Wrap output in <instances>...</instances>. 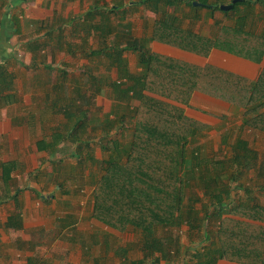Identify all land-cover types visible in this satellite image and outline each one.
I'll use <instances>...</instances> for the list:
<instances>
[{
    "label": "trees",
    "instance_id": "16d2710c",
    "mask_svg": "<svg viewBox=\"0 0 264 264\" xmlns=\"http://www.w3.org/2000/svg\"><path fill=\"white\" fill-rule=\"evenodd\" d=\"M180 1H137L159 16L149 36L137 38L131 32V24L124 30L111 22L93 23L85 28L101 30L100 36L105 41L117 32L111 42H102L99 49L91 50L93 56L99 57L90 59L95 70L114 66L120 75L119 79L109 81L115 103L104 121L94 123L91 118L93 106L87 97L88 92L92 96L101 92L104 78L95 75L98 71L94 73L91 67L87 78L85 74L69 78L66 67L46 62L44 67L49 76L58 74V80L52 83L59 87L53 99L55 111L64 113L67 118L52 133L53 146L65 143V150L72 148V152L61 156L56 169L71 178L76 174L81 176L90 163L97 165L100 173L96 176L93 172L89 178L94 186L93 217L121 231L130 228L142 254L139 259L129 260L128 248L121 247L115 253L122 257L121 264H161L163 261L219 264L220 260L264 264V203L259 195L264 193V182L256 187L252 179L249 184L246 181L252 170H257V176L264 181V166L258 164L259 153L248 139L238 136L226 157L219 159L202 154L191 144L199 139V133L204 136L209 126L188 116L184 107L168 101L188 105L200 94L210 102L218 100L230 107H240L243 109V127L264 133V66L253 79L214 64L198 65L157 53L150 45L156 40L205 57L217 47L261 62L264 30L253 28L258 18L252 10L261 0H239L229 10H223L218 3L205 5L210 8L207 16L214 17L216 12H222L235 22L231 28L222 25L220 30L210 34L172 23L171 20L179 19ZM194 1L186 0V5L192 10H201ZM243 4L245 8H241ZM112 11H108L109 20ZM6 20L7 16L0 20V40L20 32L12 24L10 34V28L4 26ZM11 20L17 23L15 18ZM215 24L220 21L216 19ZM56 36L52 29L45 38L31 39L26 46L35 54L54 47L51 50L55 54L62 48V39L57 40ZM83 42L87 43L85 39ZM8 47L6 42L4 49ZM126 52L138 55L139 72L130 71L124 56ZM84 55L88 56L89 52ZM43 57L47 56L44 54ZM10 58V55H4L0 62L2 105L16 99L10 92L15 83V74L9 70ZM67 80L72 83L74 98L71 93L68 97L64 92ZM51 81L48 79L49 83ZM88 82L97 88L87 87ZM70 98L72 101L65 102ZM110 115L115 116L111 118ZM127 131H132L131 138L125 140ZM97 145L104 153L100 160L95 155ZM71 157L76 159L74 165L68 160ZM0 166L3 170L0 180L8 188L9 175L16 164L1 161ZM68 178L57 180L63 194L71 192L73 183L68 184ZM18 192L19 188L11 196L14 200ZM183 225H187L190 232L199 234V246L183 245L175 233Z\"/></svg>",
    "mask_w": 264,
    "mask_h": 264
},
{
    "label": "crops",
    "instance_id": "0c3cea01",
    "mask_svg": "<svg viewBox=\"0 0 264 264\" xmlns=\"http://www.w3.org/2000/svg\"><path fill=\"white\" fill-rule=\"evenodd\" d=\"M137 1L139 0H0V12L2 13L0 20H3L4 16H7L4 26L10 28L13 24L14 28L17 27L20 29L19 33L11 35L9 39L1 37L0 62L4 55L5 57L10 55L11 58L8 62L10 71L15 74L12 68L13 60L17 61L15 63L27 67L30 71L27 70L29 72V74H26L27 82L22 85L18 84L20 77H15V83H13L14 89L10 90V92L16 96V99H13L8 104L5 103V105L0 104V162L13 161L16 164V168L11 169L9 175L10 184L7 185L8 188L0 180V264H57L58 262L61 263V258L63 257L70 259L71 255L68 253L64 254L66 256L56 253L58 259L49 258L50 262L45 261V255L47 254L45 247L48 236L49 238L55 235L56 237L64 236L65 239L62 241L67 240L65 242H71L70 244H74L75 246L79 243L83 247V250H85L86 242L82 238L78 239L74 236L77 233L75 227L78 224V217L74 216L73 212L70 211H66L67 216L61 215L60 211H58L59 214L56 212L58 203L73 201L75 197L72 194H77L78 192L77 188H71L70 193L63 194L57 185V180L62 181L65 177L68 178V175H65L66 172L60 174V170L56 169L59 165L57 163L62 158L61 156L72 152V148L70 147H66V150L64 149L65 143H60L58 147L53 146L52 133L58 130L60 125L64 124L67 119L64 113L55 111V105L53 104V99L56 97L55 92L59 87L56 88V84L47 83L46 81L42 82L41 80L35 83L33 81L35 77L30 73L35 70L37 72L44 70L42 75L46 74L45 71L47 69L44 67L46 62H53L52 64L66 67L69 71V78L73 77V75L77 76L76 74L79 72V68L75 69L72 67L66 58L69 57L71 59H84L86 61V64H84L86 69L82 70V73L85 71V76L88 75V69L92 65V60L90 59L99 58L93 56L94 54H91V50L99 49L100 45H103L102 42H111L117 33L111 34L110 38H106L107 40L105 41L100 36L102 34L101 30H85V28L90 27L93 23L99 25V23L106 22L108 24L111 22L113 25L121 26V30H124L127 24H131V32L137 38L151 35L159 20V16L153 10L139 4ZM230 1L233 0H195L194 2H198L199 4H194L201 6V11L205 15L210 9L205 5L218 3L221 6L222 4H231L232 2L229 3ZM178 3L180 4L181 10L187 9L186 0H181ZM255 5L264 6V0L256 2ZM245 7V4L241 6V8ZM137 8L140 10L146 9L148 18H139V25L134 26V22H132L131 18H126L125 13L131 11V9L134 11ZM109 10L114 11H112L110 20L108 18ZM90 11L92 15L88 16ZM259 16L257 15V21L260 20ZM11 18H15L17 23H13ZM26 28L37 29L35 31L36 35L33 36L34 38L32 40L35 38H45L46 34L53 29L54 35H57V40L62 39L61 50L57 49L59 52L55 54L52 51L49 57L44 58L43 56L44 54L46 55L49 48L47 50L45 48L41 49L35 54L26 46V43L31 38L23 40L24 42L21 44L26 46L27 57L31 59L29 64H27L23 58L17 57L18 54L14 49L18 42L15 43L13 41V38L21 35ZM135 28L141 31L137 33L135 32ZM262 30L264 29L260 31ZM8 32L11 34V28ZM83 39L87 43L83 42ZM93 39L96 40V43H94ZM6 42L9 44V47L5 50L4 44ZM54 45H56L55 42ZM150 45L153 51L157 53L198 65H205L207 63L214 64L253 79L259 76L263 68L259 66V62L217 47H214L209 56L205 57L156 40L152 41ZM86 52H89L88 56L84 55ZM129 53L134 54V57L138 60V68L128 57ZM124 56L128 60L131 72L137 73L141 70L139 58L136 53L126 52ZM56 58H58V61H55ZM100 58L104 57L101 56ZM34 67H37V69H34ZM108 67L102 66L100 70L93 68L94 73L98 71L95 75L100 74L104 78L102 82L104 84L99 94L92 96L90 92L87 93V97L90 99L93 108L94 106H98L99 109H103L104 107L101 114L111 112L115 100L113 99V88H111L109 81L119 79L120 76L117 67L111 66L112 71H108L110 69ZM49 74L48 72V76ZM120 80H123V78H120ZM64 83V91L70 97V93L73 90L72 83L69 80ZM36 84H38V90L41 89V93L34 103L38 104V100L41 103L32 108V105H34L31 101L32 98H24L20 91L22 90L21 86L33 89ZM87 87L97 88L96 86L93 87L91 82H88ZM66 89L70 91L67 92ZM49 94L52 95L48 99ZM72 96H74L73 93H71V98H74ZM155 96L162 98L158 95ZM71 98L66 99L65 102L72 101ZM97 99L98 103L96 102ZM194 100L201 101V95L198 94L193 98L190 104ZM0 103H2L1 99ZM215 103L221 104V102L217 101ZM221 105L227 107L225 104ZM92 115L91 118H93ZM110 116L113 118L115 115ZM88 129L92 131L91 127ZM97 149H99L98 151L100 153L98 156ZM95 155L99 160L103 158L99 145L95 149ZM68 160L73 164L76 159L71 157ZM94 168H97V165L94 164ZM1 169L0 166V177L3 173ZM92 173L88 168L83 172L87 178H90ZM76 178L77 176L74 175L68 178L66 182L68 184L73 183L74 185L76 183L73 180ZM18 188L19 192L17 193L16 200H14L11 196L16 193ZM79 202L83 203V199ZM92 218L99 222L94 217ZM11 219L18 220L11 223ZM48 223H52V225L49 226ZM105 243H107L106 246L108 248V241L105 240ZM57 260L58 262H56Z\"/></svg>",
    "mask_w": 264,
    "mask_h": 264
},
{
    "label": "rangeland",
    "instance_id": "374dc122",
    "mask_svg": "<svg viewBox=\"0 0 264 264\" xmlns=\"http://www.w3.org/2000/svg\"><path fill=\"white\" fill-rule=\"evenodd\" d=\"M189 8V10H188ZM255 14L259 16V21H257V24L253 26L256 30H261L264 27V6L254 5L252 9ZM176 11V10H175ZM174 12V11H173ZM177 16L179 19L171 20L172 23L179 25L183 28H193V30H196L197 32L203 33V34H210L217 30H220L222 25L228 26L231 28V26L234 25L233 19H230L225 16L222 12H216V15L214 17H209L206 14L203 15V12L201 10H192L189 6H187V9L179 10L177 12ZM126 18H131L132 22H134V26H138L139 18L145 19L147 16L146 9H134V11L131 9V11L125 13ZM198 16V17H197ZM218 19L220 21V24H215V20ZM261 19H263L261 21ZM136 30V31H135ZM135 32H139L141 30H137L135 28ZM35 31L37 29L32 28H26L24 32L21 33V35H18L17 37H14L13 41L17 43L15 46V52L18 54L17 57L23 58L24 61L29 64V61L31 60L29 57H27V48L26 46L22 45L23 40H26L28 38H34ZM16 38V39H15ZM94 40V43H96V40ZM54 49V47H52ZM52 48H49V51L46 52V56L49 57L52 52ZM25 52V53H24ZM59 52V51H55ZM128 57L130 60L136 64V67L138 68V60L134 57V54H128ZM69 60V63L74 67L75 69L79 68V72L76 74L78 77H81L84 73H82V70H85L86 61L84 59H71L69 57H66ZM65 58V59H66ZM241 58V57H240ZM263 60L259 62V66L261 68L264 66V55ZM55 61H58V58H56ZM16 60H13L12 68L15 72V77L19 78L20 85L27 82V73L29 74V70L27 67L22 66L21 64L15 63ZM256 62V61H255ZM83 64V65H81ZM134 65V64H132ZM91 67H95L94 63H92ZM27 68V69H26ZM29 72H28V71ZM108 71H112L111 68ZM35 72V73H34ZM34 72H31L30 74L35 77V80L33 81L36 83L37 81H46L48 82V79H51V84L58 80V74L53 73V75L48 76V71H45L46 74L42 75V72H37L35 70ZM112 74V73H111ZM74 76V75H73ZM88 76L86 75L85 78ZM35 88H26L21 86V95L26 99L32 98V103L36 102V100L39 97V94L41 93V89L38 90V84L34 86ZM70 89V88H69ZM69 89H66L67 92L70 91ZM65 92V91H64ZM41 97V96H40ZM164 99V98H161ZM100 100H102L100 98ZM171 103L176 104V102L172 100H168ZM98 103V99L96 100ZM95 102V103H96ZM217 102H221L218 101ZM41 103L38 100V104ZM96 103V105H97ZM37 103H34L32 105L34 108L38 105ZM185 109V113L195 118L199 122H203L204 124H207L209 128L204 131L205 135L201 136L199 133L197 137L199 138L196 142L192 143V147H198L200 152L204 155H207L211 158H224L227 155L231 153V144L236 140L238 136H242L249 140L251 147L257 150L259 153V159L258 164L259 166H264V133L259 130L249 129L243 127V109L240 107H230L227 108L226 106L221 105L220 103L210 102L208 99L201 98V101H192L191 104L188 105H181ZM113 108V107H112ZM104 109V107H103ZM103 109H99L98 106H94L93 108V119L95 122H100L106 120L105 113L101 114L103 112ZM105 112V111H104ZM102 115V116H101ZM132 131H127L125 135V140L131 138ZM99 149H97V156L100 155ZM104 157V153L101 155ZM89 170L90 172H95L96 176L100 172H98V168H94V164H89ZM94 168V169H93ZM77 178L73 180L76 184L73 185V189L77 188L78 192L77 194H72V196L75 197L73 201L71 202H60L57 204V211L61 212V215L67 216L66 211L73 212L74 216L78 217V224L76 225V236L78 239H83L86 242V248L83 250V247L81 244L78 243L77 246L74 244H70L71 242H65L64 236H49L47 237V245H46V252L45 255V261H49L50 259H58L56 257V253L66 256L64 254L68 253L71 255L70 259H65L66 257L61 258V263L58 262L57 264H121L123 261L122 257L115 254L116 250L121 247H127L129 250L128 256L129 260H135L141 258L142 254L140 250L138 249L139 243L137 241V237L135 233L129 228L126 231H121L118 229H115L113 227H110L109 225L94 220L93 213V190L94 186L90 182V179L87 178L84 174L82 176H79V174H76ZM252 179V183L255 186L258 187L260 183L264 182L263 179L257 176V170H252L246 179L248 184L250 183ZM202 192L200 191V194ZM62 194V193H61ZM60 195V194H59ZM202 195V194H201ZM260 199L264 203V193L259 194ZM61 196V195H60ZM83 199V203H80L79 201ZM59 214V212H58ZM48 225H52V223H48ZM175 233L177 237L180 239V241L185 246H192V248H195L199 246L200 243V236L197 234V232L192 233L189 230V227L187 225H183L181 228L176 229ZM105 240L108 241V248L107 243H105ZM50 245V246H49ZM53 246V247H52ZM78 247V248H77ZM82 247V249H81ZM186 249V248H185ZM54 256H53V255ZM52 255V256H51ZM189 255V254H188ZM190 256V255H189ZM50 258V259H49ZM130 264V263H129ZM161 264H172L167 263L166 261H163ZM219 264H240L228 260H220Z\"/></svg>",
    "mask_w": 264,
    "mask_h": 264
},
{
    "label": "water",
    "instance_id": "95a60500",
    "mask_svg": "<svg viewBox=\"0 0 264 264\" xmlns=\"http://www.w3.org/2000/svg\"><path fill=\"white\" fill-rule=\"evenodd\" d=\"M239 1V0H233L231 4H222L220 7L223 9V10H229L231 9L234 4ZM195 4H199L198 2H194Z\"/></svg>",
    "mask_w": 264,
    "mask_h": 264
}]
</instances>
